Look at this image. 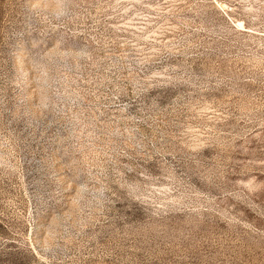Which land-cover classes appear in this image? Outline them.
Returning <instances> with one entry per match:
<instances>
[{
	"label": "rangeland",
	"instance_id": "1",
	"mask_svg": "<svg viewBox=\"0 0 264 264\" xmlns=\"http://www.w3.org/2000/svg\"><path fill=\"white\" fill-rule=\"evenodd\" d=\"M0 264H264V0H0Z\"/></svg>",
	"mask_w": 264,
	"mask_h": 264
}]
</instances>
